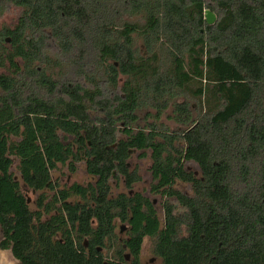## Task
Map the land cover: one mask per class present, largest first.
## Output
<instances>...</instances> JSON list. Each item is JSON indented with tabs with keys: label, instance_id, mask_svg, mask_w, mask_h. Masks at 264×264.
<instances>
[{
	"label": "trees",
	"instance_id": "16d2710c",
	"mask_svg": "<svg viewBox=\"0 0 264 264\" xmlns=\"http://www.w3.org/2000/svg\"><path fill=\"white\" fill-rule=\"evenodd\" d=\"M9 7L23 11L6 34L12 49L0 53V66L16 70L0 75L1 248L21 264H123L120 244L115 261L96 247L113 234L114 217L126 220L130 210L135 256L150 236L163 264H264V0H0V12ZM206 10L215 24L206 23ZM48 33L66 63L62 90L36 67ZM169 110L180 129L162 122ZM130 149L152 152V190L166 199L162 229L149 199L109 198L113 171L128 188L139 180L126 166ZM10 156L37 191L56 190L58 164L74 171L86 162L97 182L71 189L84 200L64 205L72 230L62 215L34 223ZM178 181L192 196L174 189Z\"/></svg>",
	"mask_w": 264,
	"mask_h": 264
},
{
	"label": "flooded vegetation",
	"instance_id": "af4514ba",
	"mask_svg": "<svg viewBox=\"0 0 264 264\" xmlns=\"http://www.w3.org/2000/svg\"><path fill=\"white\" fill-rule=\"evenodd\" d=\"M2 12H0V14ZM17 23H18V21H17ZM16 25H15V27H16ZM15 27L13 29L7 30L4 33H1L0 34V53H2L4 50L10 51L12 49V41H11V38L8 35H6V34H7L8 31L14 30ZM3 35H5L4 38H3ZM48 36H49V39H48L49 49L45 51L46 52V56L43 58V60L45 62L44 63H41V64L38 63V62H36V65H37L36 67L38 68V70H39V72H40L41 75H46V76L50 77L53 81H56L58 83V85H59V90H62V76H65L66 71H67L66 70V65H65L66 63L65 64L62 63V52L59 49V47L57 46L56 41L53 40V39H51L50 33H48ZM134 36H136V35H134ZM2 38L4 39V42L1 41ZM8 41H10V45H9V48H6L5 47V44ZM50 41L53 42L56 45V48L59 51L58 54H54L56 57H53L52 56L53 54L51 53V46L49 44ZM135 47H136V45H135ZM142 56L146 57L145 54H143ZM47 57H48V59H47ZM20 62H21V64H20ZM17 65H18L19 68H22V69L24 68V62L21 59H18L17 60ZM39 65H43V67L42 66H39ZM54 68L55 69H59L60 68L62 70V72L59 75L55 76L54 73H53ZM0 75L10 76V77H16V70H14L12 68V66H11V64L9 62H6L3 66H0ZM73 80H74V83H82V82L84 83L85 82V80L84 81L83 80H76V78L73 79ZM119 80H120L119 85H121V81L123 80V82H124L125 81V78L120 77ZM85 83L87 84L88 82L86 81ZM31 84H35L34 81H31ZM169 111L172 112V110H169ZM173 123H175V122H173ZM178 129H180V127ZM58 134H59V136L61 138V141H62V138L64 137V135L60 131H58ZM13 141H18V140L17 139H13ZM112 147L115 148L116 145H113ZM149 152H150V158H151V161H152L151 174H152V178H153V184L150 187V192H151L152 195L159 196V197H161L162 199H164L166 201V199L163 198L161 195L154 194L153 193V190H152L153 189L152 186L155 183H157V181L155 180V178L153 176V165L154 164H153V160H152V152L150 150H138V149H130L128 151L129 158L127 160L126 166H127V168H128V170H129L130 173H136L137 174L139 180L136 183L133 184V187L132 188H128L127 187V179H126V177L123 176V175H119L116 171H113L112 178L110 179V186H111V192H110V196H109L110 199H117L120 195H127L128 197H133L134 195H137V194L141 195L142 197H144L146 199H149L148 197H146L142 193H133L132 192L134 186L141 182V176L139 175V171H138L137 168L132 169L131 166H130V161H131V159H132V157H133V155L135 153H139V157L141 159H144V158H146L148 156V153ZM13 158L17 159V161H18V171H19L20 160H19V158L17 156H10V159L12 160V165H11L10 171H11L12 166H13ZM81 163H84L85 164V166H86V173H87V175L90 178H92V180H93L92 183H90L88 185H81V184H78V183H74V184H72L70 186H67V185H64L63 186V185H61L59 183V181H55L53 179V172L57 171L59 169V166H65V167L68 168V170H69V172L71 174H75V173H77L78 165L81 164ZM189 163H193V164H195L198 167V165L196 163H194V162H185V169L188 172L194 173V175L196 177L200 176V168L198 167L199 172H194L190 168L187 167V164H189ZM74 166H75V170L72 171L70 169V167H71L70 166V163H67L66 165L58 164L57 165V168L51 171L52 181H53V183L57 187L55 191H51L49 189H47L45 191H37V190H34V189H30L23 182L22 175H21L20 171H19L20 180H18L15 177V175L13 174V172L11 171V173L14 175L15 181H17V182L20 183L21 191H22L24 197L27 200V205L29 206L30 212L33 214V219H34V223L35 224H38V223H46V222H49L50 220H52L54 217H57V216H61L62 215V216H64V219L68 223V228L70 230H72V226H71L70 222L68 221V216H67L66 209L64 208V205L65 204H68V205H71V206H74L76 204L82 205V204H84V200L82 199V197L80 195L76 194L74 191H71V189L74 186H82V187L88 188L90 185H95V183L97 182V178L96 177H93V176L89 175V173L87 171V165H86V162L85 161L78 162V163H74ZM112 182L113 183H117V184H119L120 182H123L125 188L127 190L131 191V192L128 193V194H126V193H119L117 195H114V193H113V187H112ZM178 184L188 185V186H190V188L192 190V186L190 184L183 183L181 181H178L174 185V189L178 190L176 188V185H178ZM22 185L25 188H27L28 191L32 192L33 194H38L37 200H36V202L34 204V208L32 207V204H31L30 199H28L27 196L25 195V193H24V191L22 189ZM65 190H68V191H71V192H70V197L68 199H66V200L63 201L62 200V193ZM182 193H184V192H182ZM184 194H186V193H184ZM192 194H193V190H192ZM186 195H188V194H186ZM52 204H55L56 205V208H54L52 211H50V213H48V210H49V208L52 207ZM152 204H153V208H154V210L156 212V216H157V218H158V220L160 222V219H159V216H158V212H157L156 207H155V203L152 202ZM163 211H164V223L162 224L160 222V229H162L164 227L165 223H166V211H165V208H164V204H163ZM180 211L181 210L178 208L177 209V213H179ZM129 213H130V215L128 216V219H126V220H123L119 215H117V216L114 217L113 222H112L113 234L111 236H107L104 239L105 245L102 246V247H100V246L96 247V250H97V252H99V253H101V254L104 255L105 260H107V261H115V259L118 257V253L120 251V249H118L119 248V244H120L121 245V248H122V251H123V264H144L143 263L142 253H143V247H144V244H145V240L146 239L152 240V242H153V244H152L153 245V253H154V243L156 242L157 239L156 238H153V237H150V236L144 237L143 240H142V245L140 247V251H139L138 255L137 256L133 255L131 253V250H130L129 245H128L129 242H133V239H132L133 226L130 223V221L133 220V216L131 215L130 210H129ZM114 214H115V212H114ZM65 226L66 225H63L62 224V229H65ZM91 226H92L93 229H97V227H98V221L96 219H93L92 222H91ZM77 229H78V225L76 226V230ZM0 231H1V233H0V250H2V251H7V250L11 251V249L4 250V249L1 248V244L3 243V240H4L3 239V231H2L1 226H0ZM72 239L75 242V244L77 245L78 239H77L75 233H74ZM62 242H63V238H62ZM82 242H83V246H84V250L86 252V255L89 257L90 256V245H89L90 240H89L88 237H85V238H83V241ZM11 253H12V251H11ZM12 256L14 257L13 254H12ZM154 256H155L156 259L161 260V262L163 264V261H162V259L159 256H157L155 254H154ZM14 259L19 264H21V262L18 259H16L15 257H14ZM154 262H155V259H152L147 264H154Z\"/></svg>",
	"mask_w": 264,
	"mask_h": 264
},
{
	"label": "rangeland",
	"instance_id": "374dc122",
	"mask_svg": "<svg viewBox=\"0 0 264 264\" xmlns=\"http://www.w3.org/2000/svg\"><path fill=\"white\" fill-rule=\"evenodd\" d=\"M22 11L23 10L21 8L9 7L7 10L3 11L0 14V34L4 33L7 30L13 29L15 27ZM127 20H129V19H127ZM130 21H135V19H131ZM134 38H135L134 39L135 45L138 48L140 54L141 55H143V54L147 55V52L143 46L142 40L137 36H134ZM49 44L51 46V53L53 54V55L52 54L51 55L53 57H56L54 54L59 53V51L56 48V45L51 41L49 42ZM9 45H10V41H8L5 44V47L9 48ZM20 64H21V62H20ZM39 66L43 67V65H39ZM61 72H62V70L60 68L59 69L54 68L53 73L55 76L59 75ZM122 82H123V80L121 81L120 87L123 84ZM193 107L196 108L195 105ZM145 113L146 112L140 113V117H141L140 125L141 126H144V124H145V120H144ZM171 115H172V112L169 111L168 115H167L168 118H167V116H165L163 118L162 122L167 127H169L170 129L177 130L179 127L169 119V117H171ZM130 166L132 169L137 168L139 171V175L141 176V182L134 186L132 192L133 193H142L146 197H148L152 202L155 203V207H156V210L158 212L160 222L163 224L164 223L163 204H164L165 200L159 196L152 195L150 192V187L153 184V178H152V174H151L152 161L150 158V152L148 153V156L144 159H141L139 157V153H135L133 155L131 161H130ZM187 167L190 168L194 172H199L198 167L193 163L187 164ZM11 171L13 172L15 177L18 180H20V174L18 171V161L15 158H13V166H12ZM53 179L55 181H59V183L63 186L64 185L70 186L74 183H78L81 185H88V184L93 182L92 178H90L86 173V166L84 163H81L78 165V170H77V173H75V174H71L67 167L59 166V169L57 171L53 172ZM112 187H113L114 195H117L119 193L128 194L131 192L125 188L123 182H120L119 184L112 182ZM176 188L178 190L188 194L189 196H192V190H191L190 186L184 185V184H178V185H176ZM22 189H23L25 195L27 196V198L30 199L32 207L34 208V204L37 200L38 194H33L32 192L28 191L27 188H25L23 185H22ZM0 233H1V231H0ZM152 244H153L152 240H150V239L145 240V244L143 247V253H142L143 263L147 264L152 259H155L154 264H162L161 260L155 258L154 253H153V245ZM0 264H19V263L14 259L11 251L0 250Z\"/></svg>",
	"mask_w": 264,
	"mask_h": 264
},
{
	"label": "water",
	"instance_id": "95a60500",
	"mask_svg": "<svg viewBox=\"0 0 264 264\" xmlns=\"http://www.w3.org/2000/svg\"><path fill=\"white\" fill-rule=\"evenodd\" d=\"M205 20L208 25H213L216 23L217 18L214 13H212L210 10L205 11Z\"/></svg>",
	"mask_w": 264,
	"mask_h": 264
}]
</instances>
